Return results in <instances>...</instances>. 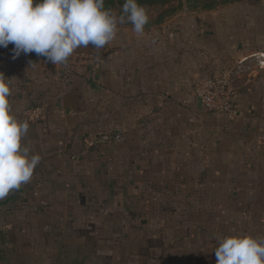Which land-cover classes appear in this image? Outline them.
Returning a JSON list of instances; mask_svg holds the SVG:
<instances>
[{
  "label": "crops",
  "instance_id": "0c3cea01",
  "mask_svg": "<svg viewBox=\"0 0 264 264\" xmlns=\"http://www.w3.org/2000/svg\"><path fill=\"white\" fill-rule=\"evenodd\" d=\"M222 28L190 15L125 29L68 66L0 50L13 113L45 108L22 141L41 161L0 199V264H216L221 238L264 239V37L237 55L258 62L232 82L240 115L193 91Z\"/></svg>",
  "mask_w": 264,
  "mask_h": 264
},
{
  "label": "clouds",
  "instance_id": "9594fccd",
  "mask_svg": "<svg viewBox=\"0 0 264 264\" xmlns=\"http://www.w3.org/2000/svg\"><path fill=\"white\" fill-rule=\"evenodd\" d=\"M125 21L143 34L149 15L138 0H125L119 16L105 8V0H0V47L13 44V58L35 52L54 65H67L76 49H100L114 41ZM12 85L0 72V199L29 182L41 161L22 143L30 125L12 111ZM215 253L216 264H264V239L226 236Z\"/></svg>",
  "mask_w": 264,
  "mask_h": 264
},
{
  "label": "rangeland",
  "instance_id": "374dc122",
  "mask_svg": "<svg viewBox=\"0 0 264 264\" xmlns=\"http://www.w3.org/2000/svg\"><path fill=\"white\" fill-rule=\"evenodd\" d=\"M115 1V5L109 9L119 16L122 14L125 0ZM145 8L149 15V22L144 30L154 28L162 22L164 24L175 18H188L190 15L194 20L197 17L200 22L206 20L216 23L223 22V28L216 30L212 35V38H217L218 43L223 46L222 54L215 55L207 73L211 74L209 76H215L221 72H227L235 87L243 81L251 82L252 71L256 70L258 62L250 59L242 68L244 63L239 62L240 59L237 55L242 51L241 43L246 42L243 39H248L252 44L256 38L264 37V0H169L164 5H147ZM204 11L209 14L202 16ZM132 28V24L125 21L118 25L117 35L121 31L124 32L125 29L132 30ZM111 47V43L100 49L89 45L76 49L73 54L98 56L107 53ZM247 47L252 49V45ZM13 49L14 45L11 43L7 47H0V50L14 54ZM35 54L32 52L25 55Z\"/></svg>",
  "mask_w": 264,
  "mask_h": 264
},
{
  "label": "built area",
  "instance_id": "2783aa9c",
  "mask_svg": "<svg viewBox=\"0 0 264 264\" xmlns=\"http://www.w3.org/2000/svg\"><path fill=\"white\" fill-rule=\"evenodd\" d=\"M68 66V63L67 65ZM68 68V67H67ZM194 94L201 98L209 112L234 118L240 115L236 94L227 72L215 76L199 77L194 84ZM24 120L38 122L45 117L44 106H33L22 112Z\"/></svg>",
  "mask_w": 264,
  "mask_h": 264
},
{
  "label": "trees",
  "instance_id": "16d2710c",
  "mask_svg": "<svg viewBox=\"0 0 264 264\" xmlns=\"http://www.w3.org/2000/svg\"><path fill=\"white\" fill-rule=\"evenodd\" d=\"M169 0H138V3L144 7L147 5H164L168 2ZM115 0H105V8H112L115 5ZM120 3V2H119Z\"/></svg>",
  "mask_w": 264,
  "mask_h": 264
},
{
  "label": "water",
  "instance_id": "95a60500",
  "mask_svg": "<svg viewBox=\"0 0 264 264\" xmlns=\"http://www.w3.org/2000/svg\"><path fill=\"white\" fill-rule=\"evenodd\" d=\"M198 102H199L200 109H202V110L205 109L206 111H209L208 108L202 102L201 98H199V97H198Z\"/></svg>",
  "mask_w": 264,
  "mask_h": 264
}]
</instances>
